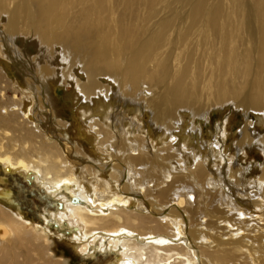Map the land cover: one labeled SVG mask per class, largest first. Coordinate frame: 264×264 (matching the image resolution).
<instances>
[{
	"label": "bare ground",
	"instance_id": "obj_1",
	"mask_svg": "<svg viewBox=\"0 0 264 264\" xmlns=\"http://www.w3.org/2000/svg\"><path fill=\"white\" fill-rule=\"evenodd\" d=\"M14 11V17L9 21L12 26L20 19V16H17L19 10ZM84 26L87 28L85 24ZM122 32L123 36H129L128 31L123 30ZM3 34L4 32L2 33L0 29V41L6 46L3 48L0 45V56L2 57L0 60L7 63H4L7 69L12 66L17 67L20 75L24 78V86L19 83L13 85L12 82H7L5 79L7 73L3 74V71L0 70V86H3L6 92L11 90L14 93L13 98L7 99L6 104L0 99V108L5 109L9 105L13 108L7 116L0 111V165L7 173L19 172L28 181H35L45 188L50 196L61 202L57 203L61 210L57 209L53 213L46 211L43 217L45 221L51 217L56 222L57 228H65L64 226L67 224L70 230L77 232V235L72 239L75 256L83 257L86 261L96 258L97 253H101L102 256L112 255L114 262L111 264H264V228H262L264 227V213L259 212L260 207L250 208L240 202L243 198L242 194L245 192L239 189L241 180L234 182V176L242 171L235 165V160H228L223 154H220L222 141L219 140V144L216 142L213 144L210 141L207 144H202L201 134L197 137L191 131H187L188 125L183 124L181 115L188 113L186 110L189 108L181 103L180 89L170 91L171 104L168 101L169 97L156 99L158 98L156 96L154 99L151 96L142 98L140 101L136 98L135 85L139 76L133 75V67H130L123 78H120L116 69L107 63H103L106 65V69H110L109 71L108 69L103 70L109 72L107 74L103 73L101 67L97 68L94 63L87 61L81 69L78 66L80 59L78 53L76 54V51L71 49L64 52L63 48H61L62 58L65 54L69 60L61 58L58 63L60 65L67 64V70H64L66 68L62 66L51 68L47 64H39L38 58L44 60L45 57H48L42 55L29 63L27 62L28 58H25L24 63L21 61L23 59L18 57L15 46V41L20 38L18 29L16 28L13 40H9L8 43L4 42ZM131 40L132 47L138 43L136 38ZM41 41L49 42L46 38H41ZM79 41H83V39ZM25 42L27 41L25 40ZM75 46L77 45L75 44ZM261 49L260 53H262L264 61V31H262ZM6 52H8V56ZM1 61L0 64L4 66ZM139 62L140 60L135 64H139ZM33 65H35L34 68ZM236 70H238L236 65L225 68V71L232 72L233 75ZM61 78L64 80L63 85H66L67 81H72L73 83H71L75 87L74 92H70L72 94L67 96V104L78 116L72 123L73 127L80 130L77 135V145L85 147L84 142L91 141L87 131L83 128L85 125L98 138L103 160V165L100 167L95 166L91 160L93 153L87 152L86 149L82 153L85 154V159L89 160L87 161L88 165H83L86 161H83L82 164L75 160L72 157L74 153L72 147L63 139L64 142L61 140L60 146L56 144L49 146L46 143L47 139H57V135L51 133L54 130L51 126L47 130L44 129L45 134L37 130L38 123L45 120L43 117L41 118L42 111L50 113L48 118L51 121L58 118L59 125L63 126L65 120L62 119V111L56 109L55 97L52 96L57 91V85ZM117 85L122 93V96H118L122 100L121 102H130L131 106H136L131 111L140 114L137 104L144 102L146 111L152 114V123L155 126L154 128L150 127L149 136L152 132L157 134L155 138L161 145L158 148V154L154 151V146L149 148V142L143 136L144 129L138 131L139 128L135 129L134 126H130L122 130L120 125L115 123V121H121L123 115L117 114L114 117V106L110 105L108 94H110V89ZM261 85L264 86V78ZM13 87L14 89H12ZM2 94L4 95V93ZM251 110L256 115L257 125L264 129V87ZM245 112L247 115L250 111L246 110ZM203 115L205 113L201 110L192 114L195 119L201 118ZM22 119L23 122L19 124ZM252 123H247L239 132V142L237 141V146H235L237 155L245 147H255L249 150L251 153L252 150L264 152V136L258 134ZM1 124L13 129L17 125L18 128L23 125L24 128L20 129L26 135L18 138L15 136L18 132L17 129L13 130ZM196 129L193 128V131L197 132ZM136 134L138 135L134 137ZM113 140L114 142H112ZM57 141L59 142L58 139ZM111 142L113 146L109 144ZM135 142L140 144V151L134 144ZM165 144L167 146L164 147ZM74 147L78 149L77 146ZM105 147H108L106 152H104ZM114 148L122 152V156L118 157L115 154L118 158L116 157V161L108 167L105 165V159L111 157ZM82 153L80 152V156L84 158ZM219 162L222 164L219 165ZM163 163L166 164V167L164 169L158 167V169L162 172L160 177L166 179L164 184L161 183L159 173L156 174L157 165ZM173 163H177L179 166L183 165L180 172L178 170L175 175L169 172ZM189 165H193V168ZM253 167L257 170L260 169L261 176L257 177L253 183L251 181L248 189L253 187L256 191L260 185L259 179L264 185V167L260 165H253ZM110 168L113 169L112 172L109 171ZM117 172L123 177L122 179L120 177L119 186H116L115 182L118 179ZM127 172L132 176L129 185L125 178ZM242 175L244 173H240V176ZM138 176H142L143 179ZM149 177L155 178L156 182L155 185H150V188L156 187L158 192L153 193L154 199L149 200L169 201L167 204H163L165 206L163 211L157 208L161 204L148 202L144 196L142 199H138L141 195L131 192V188L139 189L142 193L147 192L146 185L149 180L146 181V179ZM3 180L0 179V184L4 183ZM195 184L201 186L202 191L208 195L213 191L222 197V199H218L215 196L220 207H224L222 212L215 211L216 207L212 212H209L211 208L208 206H212L209 203L212 202L210 197L203 201L206 207H202V214L199 205L190 207V201H196L190 195L193 194L190 192H195L193 189ZM247 186L248 183H245L246 190H248ZM64 191L67 193L66 195H63ZM174 192H176L174 195H177L176 199L169 200ZM11 197L9 190L0 188V200L9 201ZM135 199L139 201L137 207L141 213L130 211L135 204ZM214 200L216 199L214 198ZM98 201L106 203L95 207V203ZM146 206L149 209L148 214L143 213L142 207ZM30 225V222L23 219L16 220L5 209L0 208V254H3L0 257V264H13L8 263L12 257L11 253L21 248L28 251L29 259L23 261L15 254V259L19 258V260H16L14 264H43L38 252H44V247L39 244L40 239L36 238L39 237L44 241L46 253L49 239L45 235L38 236V232L32 227L33 233L28 232ZM221 230L223 231L221 232ZM226 231L231 238L237 236L239 239L232 243H223L222 238L228 236ZM213 237L217 240L221 239L219 247H215L216 250H212L210 246L212 242L209 239L213 240ZM225 239L227 240V238ZM32 240L36 244L35 246H33ZM198 240L201 245L196 242ZM4 243L6 245H3ZM33 247L35 252L30 254L29 249Z\"/></svg>",
	"mask_w": 264,
	"mask_h": 264
},
{
	"label": "rangeland",
	"instance_id": "obj_2",
	"mask_svg": "<svg viewBox=\"0 0 264 264\" xmlns=\"http://www.w3.org/2000/svg\"><path fill=\"white\" fill-rule=\"evenodd\" d=\"M14 10L18 11L17 16H20V21L17 20L13 24L15 27L11 23L9 24L10 19L14 17ZM0 17V29L5 34H3L4 42L12 41L16 28L18 29L20 38L15 41V46L17 47L18 57L23 59L21 61L24 63L25 58H28L27 62L29 63L42 55L48 57H45L44 60L38 58L37 62H40L39 64H47L51 68L62 66L66 68L64 70H67V64L60 65L58 62L62 58L61 48L65 49L64 52L71 49L76 51V54L78 53L77 55L80 58L78 66L81 69L87 62H90L94 63L97 68L101 67L100 69L103 71L106 69V65L103 63H107L116 69V73L120 78H123L130 67H133V75L139 76L135 85L136 98L140 101L142 98H150L151 96L154 99L156 96H158L156 99L169 97L168 101L171 104L170 91L180 89L182 93L181 103L190 109L186 108L188 113L181 115L183 124L188 125L187 131H191L197 137L201 134L203 137L201 139L202 144H207L209 141L213 144L215 142L219 144L222 141L220 154H223L228 160H235V165L242 171L240 173H244L242 176H240V173L234 176V182L241 180L239 189L245 192V194H242L243 198L240 202L246 207H260L259 212L264 213V185L262 181L258 180L260 185L257 190L255 188L256 191L253 187L248 189L251 181L253 183L254 180H257V177L260 178L261 176L260 169H254L253 165L264 167V152L252 150V154L249 150L255 147H245L237 155L235 147L237 141L239 142V132L247 123L254 121L252 124H254L258 134L264 136V129L257 125L256 115L251 112L254 102L258 99V95L264 87L261 85L264 78V61L262 53H260L262 50V31H264V0H0ZM123 30L128 31L130 37L128 35L123 36ZM43 37L49 40L47 42L49 44L41 41V38L44 39ZM134 38L138 43L132 47L131 39ZM82 39L83 41H79ZM0 45L3 48L6 47L1 41ZM6 55L8 56V52H6ZM62 59L69 60L65 54ZM138 60H140L139 64H135ZM1 62L4 66L0 64V70L3 71V74L7 73L5 74L7 82H12L13 85L19 83L24 86V78L20 75L17 67L12 66L7 69L5 66L7 63L4 60ZM230 64L238 67L235 75L232 72L225 71V68L231 66ZM34 67L35 65H33ZM103 73L107 74L109 72L103 71ZM71 82L67 81L66 85H63L64 80L61 78L57 85V91L52 94L55 97L56 109L62 111V119L65 120L63 126L59 125L58 118L51 121L48 118L50 113L42 111L41 118L43 117L46 121L38 123L39 128L37 130L45 134L44 129L47 130L51 126L54 129V132L51 133L57 135L59 142H56V138L49 139L50 141L47 139L46 143L49 146L55 144L60 146V141L63 139L72 147L74 152H72V157L75 160L81 163L86 161L82 164L88 165L87 161L89 160L85 159L86 156L82 153V151L87 150V152L93 153L94 157L91 156V160L95 166L100 167L103 165V160L101 159L98 138L85 125V127L82 126L87 131L91 141L84 142L85 147L77 145V135L80 130L73 127L72 123L78 116L67 104V96L71 95L74 92L73 89H75L73 82ZM13 94V91L6 92L4 87L0 86V99L4 104H6L7 99L13 98ZM108 95L110 105L114 106V117L117 114L123 115L122 120L115 121V123H118L122 130L130 126H134L135 129L139 128L138 131L144 129L143 136L149 142V148L154 146L153 149L158 154V148L161 145L158 139L155 138L157 135L155 132H152L149 136L150 127L154 128L155 125L152 123V114L146 111L145 103L137 104L139 105L137 107L140 108V114H137L131 111L136 106H131L130 102H121L122 100L118 96H122V93H120L118 85L112 87ZM9 107L10 105L5 109L0 108L3 115L7 116L8 112H11L13 108ZM200 110L205 115L195 119L192 114L198 113ZM246 110L251 113L248 112L250 114L246 115ZM21 122H23V119L19 121V124ZM17 126L14 129L9 126L6 127L13 130L17 129L18 132L15 136L18 138L19 136L23 137L25 132L23 134L21 129L24 126H19V128ZM193 128H197V132H194ZM112 142L109 144L113 146ZM134 144L140 151V144L137 142ZM74 146H77L78 149ZM107 148H104V152ZM114 150L111 152V157L105 159L106 164H104L108 167L116 161V155L118 157L122 156V152H119L116 148ZM80 152L84 155V158L80 156ZM221 164L222 162H219V165ZM158 165L156 174L159 173L161 183L164 184L166 179L164 180L162 176L161 179L162 172L158 167L164 169L166 164ZM182 166L173 163L169 172L175 175L178 170L180 172ZM190 167L193 168V165ZM109 171L112 172L113 169L110 168ZM117 174L118 179L115 182L116 186H119L120 177L121 179L123 177L120 173L117 172ZM1 178L4 179V183L0 184V188L9 190L12 197L9 201L1 199L0 208L5 209L16 220L23 219L30 222L28 232L33 233L31 231L32 227L36 229L38 236L45 235L49 239L46 253L44 241L39 237L36 238L40 239L39 244L44 247V252H38L40 258H42L40 261L43 264H111L114 262L112 255L102 256L101 253H97V257L93 260L86 261L83 257L75 256L72 239L77 235V232L70 230L67 224H65V228H57L56 222L51 217H48L47 221L43 217L46 211L53 213L57 209L61 210L57 204L61 202L50 196L46 189L35 181H28L19 172H5L2 165H0ZM125 178L126 183L129 185V182L132 181L129 172H127ZM146 181L148 182L146 185L147 192L142 193L139 189L133 188H131V192L132 194L141 195V197H137L138 199H142V196H144V199L149 202L151 201L149 199H154L153 193L157 192V188H150V185H155V178L149 177ZM245 183H248V190H246ZM196 186L197 184L193 185L195 192L188 191L193 193L190 195L196 200L195 202L190 201V207H198L199 205L202 214V207L205 205L203 201L210 197L212 202L209 203L212 206H208L211 208L209 212H212L215 207V211L222 212L224 207H220L216 198L222 199V197L213 191L208 195L205 191H202L201 186L198 185L197 188ZM175 193H172L173 196L169 200L176 199L177 195H174ZM66 194L64 191L63 195ZM159 201L154 200L151 203L161 204V207H155L163 211L165 208L163 204H167L169 201ZM105 203L98 201L95 203V207ZM137 206H139V201L135 199V204L130 211L141 213ZM142 208L143 213L148 214V207ZM212 234L214 233L212 232ZM226 235L228 236H224L222 240H217L214 237L213 240L209 239L212 242L210 243L212 250H216L219 247V242L223 240V243H232L239 239L237 236L231 238L227 231ZM31 242L33 246L36 245L33 240ZM196 242L199 244L200 240ZM3 245H6V243ZM27 252L24 248L16 249L11 253L12 257L8 260V263L14 264L16 260H19V258L15 259V254L21 257L23 261L29 259ZM29 252L30 254L34 253V247L29 249ZM2 256L3 254H0V257Z\"/></svg>",
	"mask_w": 264,
	"mask_h": 264
}]
</instances>
